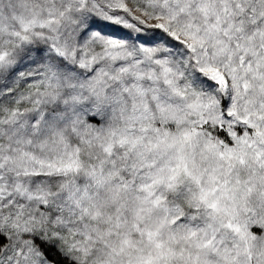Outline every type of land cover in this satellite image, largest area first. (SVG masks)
Segmentation results:
<instances>
[{"label":"snow or ice","instance_id":"obj_1","mask_svg":"<svg viewBox=\"0 0 264 264\" xmlns=\"http://www.w3.org/2000/svg\"><path fill=\"white\" fill-rule=\"evenodd\" d=\"M0 264H264V0H0Z\"/></svg>","mask_w":264,"mask_h":264}]
</instances>
